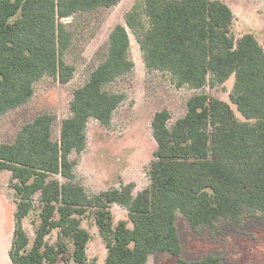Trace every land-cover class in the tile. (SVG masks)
<instances>
[{"label":"trees","instance_id":"trees-1","mask_svg":"<svg viewBox=\"0 0 264 264\" xmlns=\"http://www.w3.org/2000/svg\"><path fill=\"white\" fill-rule=\"evenodd\" d=\"M118 0H0V117L27 103L43 77L66 84L74 69L63 60L71 42L64 19ZM140 8V10H138ZM233 14L216 0H142L125 16L147 71L166 72L176 87L202 90L233 77L230 106L201 92L191 96L182 118L168 127L167 110L151 121L156 143L149 185L133 195V185L89 196L75 181L72 153L86 147L85 129L94 119L108 126L122 95L106 86L131 71L129 38L122 25L109 36L104 59L88 81L73 93L70 116L51 139L53 117L39 115L26 123L10 144H0V172L11 173L18 199L8 257L11 264H89L88 232L81 217L95 210L105 242L104 264H146L165 252L173 264H220L207 255L180 258L176 217L192 228L219 220L239 225L245 215L264 216V51L251 34L237 41L230 34ZM39 194V225L30 248L22 220ZM127 212L112 225L111 205ZM129 225L131 227H129ZM58 230L57 242L45 238Z\"/></svg>","mask_w":264,"mask_h":264},{"label":"rangeland","instance_id":"rangeland-1","mask_svg":"<svg viewBox=\"0 0 264 264\" xmlns=\"http://www.w3.org/2000/svg\"><path fill=\"white\" fill-rule=\"evenodd\" d=\"M142 0H118L110 8L73 15L64 19L71 33V42L64 52V62L74 69L71 79L60 84L52 77H43L33 86L30 100L0 117V144L14 141L22 126L39 115L53 117L51 139L58 140L61 122L70 116V103L76 89L82 87L92 71L104 59L111 30L122 25L129 38L131 71L106 86V90L123 97L122 103L112 113L108 126L94 119L88 120L85 129L86 147L80 154L72 153L75 181L87 195L120 189L132 184L133 195L149 185V166L153 160L156 143L152 136L151 121L156 112L167 110L170 114L168 127L182 118L188 99L204 92L227 103L240 119L229 95L233 77L214 88L205 86L193 90L187 86L176 87L166 72L147 71L135 37L125 25V16ZM227 5L232 14L231 36L237 41L251 34L264 51V0H216ZM140 10V8L138 9ZM11 173L0 172V264H11L8 251L14 228V214L18 199L11 186ZM34 206L22 220L30 248L35 230L39 225V194L34 196ZM112 225L127 219V212L118 205H111ZM95 210H87L81 217V228L90 238L85 255L89 264H104L107 251L98 227ZM181 245L180 258L196 261L207 255L220 259V264H264V216L245 215L239 225L219 220L212 227L192 228L178 214L175 221ZM129 227H131L129 225ZM58 230H53L45 241L57 242ZM66 260L58 264H76L71 258L73 246L68 242ZM175 259L165 252L148 257L146 264H173Z\"/></svg>","mask_w":264,"mask_h":264},{"label":"crops","instance_id":"crops-1","mask_svg":"<svg viewBox=\"0 0 264 264\" xmlns=\"http://www.w3.org/2000/svg\"><path fill=\"white\" fill-rule=\"evenodd\" d=\"M9 172V171H8ZM11 177V176H10Z\"/></svg>","mask_w":264,"mask_h":264}]
</instances>
